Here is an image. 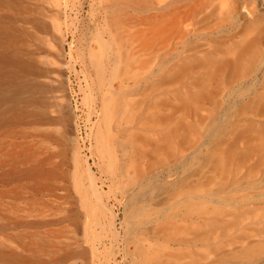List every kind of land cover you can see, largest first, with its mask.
I'll return each mask as SVG.
<instances>
[{
	"label": "bare ground",
	"instance_id": "bare-ground-1",
	"mask_svg": "<svg viewBox=\"0 0 264 264\" xmlns=\"http://www.w3.org/2000/svg\"><path fill=\"white\" fill-rule=\"evenodd\" d=\"M59 10L60 0H0V133L53 149L9 148L0 181L42 191L63 173L84 242L106 184L127 207L121 240L109 238L119 264H264V0H99L101 29L78 58L99 118L100 186L77 167ZM49 242L22 243L30 255L0 248V262L41 264ZM92 248L71 243L50 261L98 264Z\"/></svg>",
	"mask_w": 264,
	"mask_h": 264
},
{
	"label": "rangeland",
	"instance_id": "rangeland-1",
	"mask_svg": "<svg viewBox=\"0 0 264 264\" xmlns=\"http://www.w3.org/2000/svg\"><path fill=\"white\" fill-rule=\"evenodd\" d=\"M98 2L99 0H60L59 21L62 51L65 55L63 62L70 68L64 69V76H67L64 86L69 95V105L76 132L77 167L80 172H85L87 167H90L100 186L99 170L94 155L95 132L99 125V118L96 109L92 107L91 94L87 87L90 82L88 79L85 80L78 58V54L88 46L91 32L96 28L101 29L102 19L98 13ZM44 6L49 7L48 4ZM45 80L55 84L56 77L52 74ZM238 88L237 85L234 89ZM225 95L221 98L222 105L219 109L222 119L225 118L224 109L228 106ZM49 97L52 102H57L60 93L53 89ZM17 144L26 147L37 156L53 150L51 147H40L38 140L33 136L14 140L7 137L3 140V134L0 133V174L8 170L6 154L9 148ZM15 152L16 150L12 153ZM70 153L66 163L73 168ZM56 162L57 158L53 157L51 164L55 165ZM57 172L59 174V170ZM15 180L0 181V248L21 255H30L22 243H27L34 237H46L50 240L49 247L46 249L41 247L35 252L37 257L43 259L41 264H83V260L77 255L61 261H50V253L62 255L71 247V243L75 242H78L82 248L86 247L88 253H91L93 246L97 250L98 264H119L121 255L119 253L112 255L109 238L111 234H115L116 240H121L127 219V207L124 201L120 202L111 195L112 192H109L106 184L101 185L100 198L94 199L96 202L94 205L99 211V225L90 227L89 239L84 242L80 229L76 231L74 227L78 224V227L82 229L84 222H87L85 211L75 199L63 173L59 177L56 175L52 180L51 188L42 191L31 190L25 180ZM94 236L102 238L100 244L93 245ZM0 264L5 263L0 262Z\"/></svg>",
	"mask_w": 264,
	"mask_h": 264
}]
</instances>
